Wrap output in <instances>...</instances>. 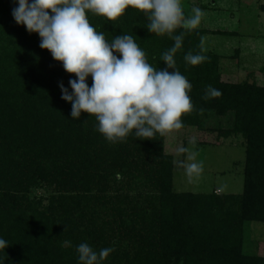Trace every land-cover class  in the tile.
Segmentation results:
<instances>
[{
    "label": "trees",
    "instance_id": "obj_1",
    "mask_svg": "<svg viewBox=\"0 0 264 264\" xmlns=\"http://www.w3.org/2000/svg\"><path fill=\"white\" fill-rule=\"evenodd\" d=\"M15 6L0 0V238L8 246L0 264H78L81 243L97 252L114 248L102 264H264L263 256L245 250L248 226L264 224V85L256 74L226 80L220 56L200 47L204 32L179 27L173 35L184 39L174 70L192 85L184 126L150 140L133 132L111 143L96 130L95 116L82 112L73 120L59 85L71 91L75 74L40 47L39 34L15 22ZM87 16L106 40L132 35L151 66L167 67L161 57L174 40L150 33L145 13L129 7L114 21ZM189 52L207 59L190 65ZM209 85L222 95L205 101ZM210 115L232 116V127H210ZM173 135L183 161L180 149L193 140L218 145L241 136L242 194L177 193L167 147ZM38 190L44 194L35 195Z\"/></svg>",
    "mask_w": 264,
    "mask_h": 264
},
{
    "label": "clouds",
    "instance_id": "obj_2",
    "mask_svg": "<svg viewBox=\"0 0 264 264\" xmlns=\"http://www.w3.org/2000/svg\"><path fill=\"white\" fill-rule=\"evenodd\" d=\"M14 3L15 22L26 26L30 34H39L40 47L62 62L66 72L75 74L76 78L69 80L71 91L63 83L59 85L61 98L72 106L73 120L80 119L82 112L95 116L96 130L111 143L121 142L133 132L138 139L150 140L184 126L182 117L193 108L188 95L192 85L174 70V57L183 46L184 35L173 33L179 27L196 29L204 14L200 8H193V15L186 18L181 0H14ZM129 7L146 14L150 33L167 34L174 40V45L161 57L166 68L157 70L151 66L132 35L106 40L87 16L91 12L114 21ZM200 47L203 49V39ZM184 59L196 66L207 57L189 52ZM221 95V91L209 85L202 98L207 101ZM188 160L195 161V153ZM184 166L189 174L201 168L195 162ZM70 243L65 241L67 246ZM6 247L7 242L0 238V250ZM114 250L106 247L97 252L88 243H81L76 246L78 264H102Z\"/></svg>",
    "mask_w": 264,
    "mask_h": 264
},
{
    "label": "rangeland",
    "instance_id": "obj_3",
    "mask_svg": "<svg viewBox=\"0 0 264 264\" xmlns=\"http://www.w3.org/2000/svg\"><path fill=\"white\" fill-rule=\"evenodd\" d=\"M185 17L193 15V8L204 13L195 29L204 32L206 52L217 54L226 80L244 82L256 74L255 81L264 85V0H181ZM255 76V75H254ZM251 80V79H250ZM210 127L228 130L233 118L210 117ZM172 136L168 146L175 162L174 189L177 193L208 194L220 191L226 195H240L244 187L245 141L241 136L221 140L218 145L187 146L185 160L181 159V140ZM195 153V161L188 160ZM198 163L201 168L189 174L187 163ZM42 196L43 191L34 192ZM246 253L264 257V224L252 223L246 236Z\"/></svg>",
    "mask_w": 264,
    "mask_h": 264
}]
</instances>
